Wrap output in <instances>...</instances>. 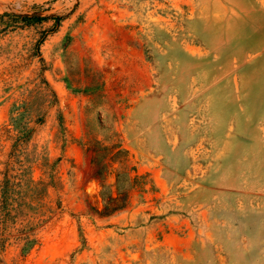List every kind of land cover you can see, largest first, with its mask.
<instances>
[{"label":"rangeland","instance_id":"1","mask_svg":"<svg viewBox=\"0 0 264 264\" xmlns=\"http://www.w3.org/2000/svg\"><path fill=\"white\" fill-rule=\"evenodd\" d=\"M3 12L0 264H264V0Z\"/></svg>","mask_w":264,"mask_h":264},{"label":"trees","instance_id":"2","mask_svg":"<svg viewBox=\"0 0 264 264\" xmlns=\"http://www.w3.org/2000/svg\"><path fill=\"white\" fill-rule=\"evenodd\" d=\"M15 15L9 12L0 13V35L7 30L9 22L15 19ZM21 20H26V17H20Z\"/></svg>","mask_w":264,"mask_h":264}]
</instances>
